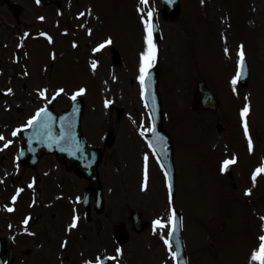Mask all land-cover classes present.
I'll use <instances>...</instances> for the list:
<instances>
[{
  "label": "rangeland",
  "instance_id": "obj_1",
  "mask_svg": "<svg viewBox=\"0 0 264 264\" xmlns=\"http://www.w3.org/2000/svg\"><path fill=\"white\" fill-rule=\"evenodd\" d=\"M77 1L64 0L62 8L66 9V12L63 14L53 9L24 12V20L29 23H36L37 15L44 18L41 26L37 24L27 30L31 32V36L24 42L26 62L28 61L25 63V72L26 75L33 74L36 82L39 79L38 85L46 90L49 83H52L50 93L60 87L58 81L65 85L62 86L65 93H70L71 89L76 88L87 92L83 97L86 108L82 122L88 139L98 142L96 144L104 150V161L100 170L106 206L101 214H95L89 222L80 220L78 229H72L69 226L71 205L66 203L67 198L63 197L64 192L59 188L77 192L78 184L68 177L59 179L52 173L51 177L56 179L59 186L56 187L52 179L46 177L52 184L48 185L52 192L48 199L42 198L41 205L35 209V225L42 230L40 239L43 240L37 241L33 237L28 241L29 245L19 241L16 245L19 252L17 264H21V252L24 248L39 249L50 246L51 242L53 247L51 246L50 250L53 249V253L57 250L58 259H62L64 264H80L74 261L77 255L75 250H83L88 244L90 250L82 251L81 260L92 259L100 248L113 256L115 264H128L129 260L132 261V256L136 264H143L147 252L149 264L150 261L151 264H158L165 258L162 247L155 246L157 236L151 230H147L146 236L142 237L144 242L141 238H133L130 244L119 248L114 241V230L117 226L125 223L128 229L130 227L129 209L139 210L147 221L157 216L163 223L167 219L168 201L165 200L163 180L158 166L135 132L136 127L146 120L137 80H140L141 75V57L148 51L143 29L149 12L152 16H159L162 30L160 50L155 48L159 53L157 63L160 62L161 68L158 91L165 110L164 124L174 135L177 149L174 160L178 195L175 203L184 216L185 238L189 243H194L201 241L200 238L208 237V242L213 243L212 247L207 246L208 249L205 250L210 251L209 254H203L204 264H245L246 257L249 263L254 261L251 253L249 254L250 249L254 247L250 236H256V228L252 222H257L259 219L256 217L264 214V204L257 195L249 196L250 201H256L253 203L255 208L249 203L246 223L245 203L240 196L241 192L230 189L229 182L218 173L213 162H216L219 153L235 152L236 155H243L246 149L249 150L251 141L249 136H246L245 126H240L236 134L234 125L237 124L232 123V117L230 119L228 114L225 116L223 111V108L225 111L230 110L231 113L228 112L233 117L241 113V99L238 102L235 90L240 93L239 97L243 98V101L250 104L252 114L249 119L253 123L246 121V124L255 125L258 138H262L264 153V0H181L182 12L180 11L179 17L173 20L162 18L159 0H146L145 3H142V0H79L81 6L77 5ZM20 2L23 3L24 0ZM25 4L27 6V3ZM80 11L85 13L84 17L77 19L76 14ZM6 22L13 24L10 17ZM37 28L39 31H46L48 37L54 38L51 45L39 37L33 39L32 32ZM86 30H90V37L86 35ZM7 31L2 32L0 37V67L7 77L3 83L13 88V98L16 102L23 100V109L18 118H24L34 108L29 104L30 95L22 92L23 80L13 84V78L21 72L22 67H14L17 64L13 59L18 48L17 36L13 29ZM64 34H67L71 41L56 43L55 38ZM105 37L112 39L113 45L108 43L106 40L109 39ZM99 41H102L103 50L98 56V68L93 69L96 74L94 75L91 69L86 67V62L87 57L92 56L90 47ZM114 45L124 61L119 66L111 62V48ZM66 47L69 50L67 53L64 52ZM60 50L62 54L59 53ZM241 51L246 56L251 71L250 83L245 92L240 86L235 87V84L231 87L233 68ZM18 54L19 52L17 56ZM18 58V61H22L23 56ZM61 70L63 74L57 82L54 79L48 81L50 75L54 76L53 72L59 76ZM199 79L207 80L210 88L213 86L219 94L223 101L219 113L193 115L189 111L194 83ZM215 80H219L221 84H216ZM24 82L26 83V80ZM33 89L38 91V88ZM66 95L58 99V111L68 106ZM104 97L106 101L112 100L111 106L106 107ZM17 106L21 107L19 103ZM117 109H121L119 120L116 117ZM219 116L222 120L218 121ZM217 122L224 124L226 135H233V141L229 140L230 143L220 147L216 154L212 152V142L221 143L213 138ZM109 132L112 133V139L104 146L102 138ZM256 140L254 139V144ZM209 157L213 161L212 165L203 162ZM143 172H146L145 176ZM144 177L149 180L145 191L139 189L145 181ZM236 180L251 183L250 171L236 170ZM250 186L256 189L255 184ZM262 192L264 185L263 188L261 186L259 194ZM23 205L25 209L18 219L23 213L30 212V207L24 202ZM40 224L44 226L42 229ZM33 227L35 226L32 225L31 229ZM65 238L68 245L61 251L59 242ZM216 239L220 241L215 242ZM72 249L74 250L71 251ZM120 251L122 253H119Z\"/></svg>",
  "mask_w": 264,
  "mask_h": 264
},
{
  "label": "flooded vegetation",
  "instance_id": "obj_2",
  "mask_svg": "<svg viewBox=\"0 0 264 264\" xmlns=\"http://www.w3.org/2000/svg\"><path fill=\"white\" fill-rule=\"evenodd\" d=\"M6 1L7 0H0V26L4 25L5 21L8 20L9 17H11L14 20V13H12V11H10V9L7 7ZM4 88L8 89V87H6V85L3 83V79L0 77V89H4ZM11 90L12 92L8 95L9 98L14 97L13 88H11ZM2 98L3 96L0 93V101L2 100ZM20 122H21V118H18V116L11 117L9 116L8 111L0 109V136L3 137V139H0V191L1 192H3L5 187L20 188L24 186V181H28V182L30 181L29 176L31 175L25 176L24 172L23 174H9L8 172H5L7 164L13 161L15 154H16V149L18 148V141H17L18 137L17 139L14 136L11 137V133L14 132L15 129H17ZM43 169L46 170L47 165H45ZM50 169H52V167H50ZM41 170L42 168H38V170L32 174L34 175L35 180L39 182L41 181V178L38 172H40ZM5 190L6 191L4 193H0V206L8 204L10 200V196L16 193V191L13 189L8 190V188H5ZM36 219H37V216L35 217V220L31 223V225L35 226L33 227L34 230H32V233L34 232L35 239L39 241L41 240L40 231L42 230H39L37 225H35ZM17 221H18V224L16 227H14L16 229H14L13 231H11L10 228H9L10 230H6L9 225L8 223H4L5 231H2V229L0 228L2 234L4 233L12 234L11 237H12L13 244L14 243L17 244L19 241L23 242L24 239L27 240L29 238H33L32 235L25 234V232L27 231L30 232L31 227L28 226L27 228H25L22 225L24 223L22 219H18ZM43 227L44 226L40 224V229H42ZM16 254L18 256L19 252L17 251Z\"/></svg>",
  "mask_w": 264,
  "mask_h": 264
},
{
  "label": "snow or ice",
  "instance_id": "obj_3",
  "mask_svg": "<svg viewBox=\"0 0 264 264\" xmlns=\"http://www.w3.org/2000/svg\"><path fill=\"white\" fill-rule=\"evenodd\" d=\"M145 2H146V0H142V3H145ZM148 16L151 17V12L148 13ZM147 33H148V35H147L148 51L141 57L142 64H141V68H140V72H141L140 81H141L142 85L144 84L145 76L148 73V69L153 66V62H154L155 56H156V49H155V46L153 44V39H152L153 26L151 24V21H149V23L147 25ZM239 55H240V63H241V65H243V52L241 51ZM94 66L95 65H93V67ZM240 76H241V73L238 72L237 77L239 78ZM232 83L235 84L236 80L234 79L232 81ZM41 95H43V93H41ZM73 99H75V96H73ZM247 114H248V108H247V106H245V108L241 112V116L246 117ZM29 123L31 124V121ZM245 131L247 132V126L246 125H245ZM15 134L16 133L13 132V135H15ZM0 139H3V137L0 136ZM156 139L158 140L159 137H156ZM145 159H147V158H145ZM231 162H233V161H225V167H227V165ZM256 171L258 174L261 171H264V169H257ZM253 179H255V175H254ZM170 196H171V193H170ZM9 211H11V209H9ZM154 223L159 225V221H156ZM75 226H76V219L74 218L70 227L74 228ZM260 239H261V244H260V248H259V254H254L252 259L253 260H261L262 262H264V237H261ZM178 246L179 245H177V247Z\"/></svg>",
  "mask_w": 264,
  "mask_h": 264
},
{
  "label": "water",
  "instance_id": "obj_4",
  "mask_svg": "<svg viewBox=\"0 0 264 264\" xmlns=\"http://www.w3.org/2000/svg\"><path fill=\"white\" fill-rule=\"evenodd\" d=\"M162 1L164 4V6H163V12L164 13L173 15L174 13L177 12V6H178L177 2L174 3L171 0H162ZM205 93L206 92L203 90L202 84L198 85V90H197V93L195 96V105H194L195 109H202L204 107H210V105L208 106L209 101H207L204 97ZM210 101H211V105H212V99ZM211 109H212V106H211ZM91 182L95 183L94 179H91ZM93 187L95 188L94 185H93Z\"/></svg>",
  "mask_w": 264,
  "mask_h": 264
}]
</instances>
